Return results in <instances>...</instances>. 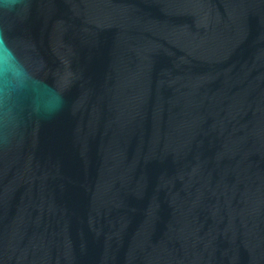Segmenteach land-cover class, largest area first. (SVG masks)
I'll list each match as a JSON object with an SVG mask.
<instances>
[{
  "label": "water",
  "instance_id": "95a60500",
  "mask_svg": "<svg viewBox=\"0 0 264 264\" xmlns=\"http://www.w3.org/2000/svg\"><path fill=\"white\" fill-rule=\"evenodd\" d=\"M0 264H264V0H0Z\"/></svg>",
  "mask_w": 264,
  "mask_h": 264
}]
</instances>
